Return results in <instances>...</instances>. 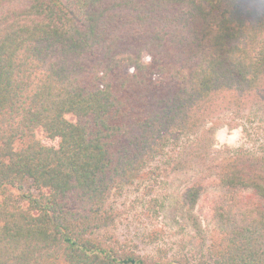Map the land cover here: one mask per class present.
<instances>
[{"label": "trees", "instance_id": "obj_1", "mask_svg": "<svg viewBox=\"0 0 264 264\" xmlns=\"http://www.w3.org/2000/svg\"><path fill=\"white\" fill-rule=\"evenodd\" d=\"M247 118L264 0H0V264H264Z\"/></svg>", "mask_w": 264, "mask_h": 264}, {"label": "rangeland", "instance_id": "obj_2", "mask_svg": "<svg viewBox=\"0 0 264 264\" xmlns=\"http://www.w3.org/2000/svg\"><path fill=\"white\" fill-rule=\"evenodd\" d=\"M245 122L242 121L237 129L230 130L227 128H220L215 131L214 144L217 149H229L231 151H238V153H244L249 157H260L264 154V127L251 118H247ZM43 144L49 147H57L58 140H44ZM30 186L25 185L26 191L30 190ZM166 188V196L174 197L178 194L182 188V180L176 177H170L168 183L164 184ZM158 189L155 186V190L151 193V196H157ZM169 195V196H168ZM130 201L131 198L127 197ZM115 202L121 205L122 198L115 197ZM122 207L124 206L121 205ZM165 213H160L157 217V227H164ZM126 215L122 216V218Z\"/></svg>", "mask_w": 264, "mask_h": 264}]
</instances>
